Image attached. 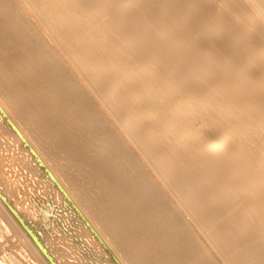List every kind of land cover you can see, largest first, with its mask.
<instances>
[{
  "label": "bare ground",
  "instance_id": "1",
  "mask_svg": "<svg viewBox=\"0 0 264 264\" xmlns=\"http://www.w3.org/2000/svg\"><path fill=\"white\" fill-rule=\"evenodd\" d=\"M16 1L0 0L1 40L15 51L21 45L23 62L51 80L54 114L65 91L85 124L99 126L104 156L114 158L82 151L45 117L50 133L29 126L0 95V264H128L126 257L131 264H192L204 258L195 238H206L228 264H264V0ZM25 15L36 17L29 28L21 25ZM232 22L244 34L241 45L250 43L243 52L228 30L223 36ZM201 30L232 58L246 56L249 68L238 74L197 46ZM70 33L101 60L79 61ZM38 35L48 51L34 42ZM4 67L8 93L19 90L16 73ZM16 67L26 80L29 69ZM210 119L218 128L204 140L200 130ZM48 137L96 171L109 199L97 202L99 192L93 197L86 187L92 181L82 180L78 195L66 156L46 145ZM97 203L112 206L102 225L114 228L124 249L90 213Z\"/></svg>",
  "mask_w": 264,
  "mask_h": 264
},
{
  "label": "rangeland",
  "instance_id": "2",
  "mask_svg": "<svg viewBox=\"0 0 264 264\" xmlns=\"http://www.w3.org/2000/svg\"><path fill=\"white\" fill-rule=\"evenodd\" d=\"M199 2H200V0H199ZM204 2L206 3V5L212 4L208 0H201L200 5H201V3H202V5H205ZM207 2H209V3H207ZM229 2H232L231 4L233 5V1H229ZM220 4H221L220 7L223 9L222 14H224L227 19H229V17L231 16L230 19L234 18L235 22H238L239 17L236 16L235 14L234 15L232 14L234 12L232 10V7L230 6L231 8L230 7L225 8V5L223 3H220ZM214 8L215 7H213V10L210 9V10H212L211 12L214 11ZM207 10H208V8H207ZM1 12H2V9H0V16H1ZM19 13H16V14H19ZM224 15L219 17L220 15L217 14V17L220 19L222 18V20H223L225 18ZM232 15L234 17H232ZM25 16L29 20L23 18L21 25L23 27L29 28L31 25L30 23H32L33 22L32 20H35L36 17L31 16V18H30L28 15H25ZM239 22H238V24H240ZM233 23L234 22H232L231 25H229V26L231 28L232 27L234 28V29H232L234 34L230 30L231 28L227 27L228 29L225 28V30H222L223 36L228 35L227 37L230 39H231V37H233L232 40L236 43L237 47H238V43H237V40H238V42L240 43V45H239L240 48L238 47V50L242 48L241 52H243L244 51L243 48H245V46L247 45V43H243L245 45V46H243V45H241V42H240V41L244 40V37L243 38L241 37V36H244V34L242 35V33H235V31H236L235 26L237 23H235L234 26H233ZM194 30L196 31L197 29H194ZM194 30H192V31H194ZM227 30L229 33L227 32ZM65 32H66V30H65ZM254 32H255L254 34L258 33V31H256V30ZM30 33H33V31H31ZM224 34H227V35H224ZM236 34L237 35L239 34L238 36H240L241 40L239 39V37H236ZM204 35H205L204 31L201 30L200 34H199V39L197 40L196 45L202 49L204 48V49L208 50V52H210L211 56L216 58V61H221L220 63L223 62L225 67L234 68L235 72L238 74H241L240 71H241V69L244 68L245 64L249 68V66H248L249 62H247L249 60L246 58V56L234 59L231 57L230 54L227 53L226 50L218 49L213 44L208 43L209 41L207 42L206 39H208V38H209V40H212V41L215 40L212 37V35L211 36H204ZM69 36L74 41L75 46L77 45L75 47L77 50L76 58L79 61H84L85 63L93 64L94 62L96 63L99 60H101L100 56L96 53V51L93 48L88 46L86 41L82 40V42H81V41L77 40L76 39L77 36L73 33H70ZM213 36L216 38L218 35H213ZM211 38H213L214 40ZM216 41H217V39H216ZM34 42H37L36 44H39L43 49H46V51L49 50V46L46 44V40L44 39L43 36H41V35L36 36L34 38ZM249 44L250 43H248L246 48L249 47ZM251 44L252 45H250V48H251V46H254L253 48H255V45L253 43H251ZM0 49L4 50L6 53V55L5 54L0 55V57L4 56V59L0 60V63L4 66L6 65V67H4V68L9 73H11V76H12L13 72L16 73L15 74L16 76H14V78H13V82H14V86L19 89V90L11 91L8 93V91L10 90V86H8L7 83H5L2 80V78L0 77V95L2 97H4L5 101L9 102V104L12 108L14 107L16 109L15 112L18 113L17 114L18 117H20L22 120H24L23 118L25 117L27 124L29 126H33V127L37 128L38 130L43 129L47 132H49V131H48V128L46 125V121L50 124L58 123V127L61 130H63V132L66 136L68 135L70 138H73V144L76 147L82 148V151H84L86 149L87 152L94 154L96 157H102V158H106V159H107V157H108V159L114 158L111 154H109L106 157L104 156L103 153L105 152V150H103L104 149L103 147H106V144L104 143L106 141H102V139H101V136L99 133V130H100L99 126L95 125V124H91V123L89 125L85 124L86 120L84 119L83 112H80L78 110V108L75 105V102L73 100V97L71 95H68L65 91H62L60 94H58L59 107L55 108V111H58V113H60L61 115L57 116L58 113H57V115L54 114V112H53L54 100H53L51 80H50V83L47 84V78L41 74V71H39V69L36 71H33L34 64L32 63V61L23 62L24 61V58H23L24 49L21 45H19L18 49L15 51L14 47H11L10 45L7 46L6 40H1V37H0ZM18 61H20V62H18ZM16 65H18V66L23 65V68L29 69V72H27L29 74V76L26 80H23V78L20 79L17 77L18 76L17 71H19V68L16 67ZM246 66H245V68H246ZM251 72L252 73L254 72L253 69H251V68L248 69L247 74H251V75H249L250 77L254 74V73L252 74ZM242 78L249 80L248 79L249 77L246 78L245 76H242ZM258 80H261V79L256 78L255 80H249V81H257L258 82ZM258 83H259V85L263 86V84H260V82H258ZM213 85H214V87H217L218 91L223 89L222 86H220L219 84H216L214 82H213ZM21 89H29L28 95L21 97L20 96L21 92H19V91H21ZM47 91L50 92V94H48ZM46 94H48V96ZM45 98L49 99L51 102H40V100H45ZM49 106H51V107H49ZM65 108H66V111H63V110H65ZM42 109H43L44 113H41ZM39 112L41 113V115L38 114ZM44 117L46 118V121L43 120ZM28 119H30V120H28ZM213 122H214V120L210 119V124L208 126L201 128L200 136L202 137V139L206 140L215 133V131L218 127L216 124H213ZM85 125H87V128H85ZM172 125H173L172 130L177 127V126H175V124H172ZM55 126H56V124H55ZM39 131H42V130H39ZM47 140H48V144H46L47 146L54 147L56 150H58L59 152L61 151L63 153V155L66 156L67 159L64 160V162L62 161V163H64L66 165V166H64L66 176L70 179V184L71 185L74 184V187L81 191V192H78V195L81 198H82V180H83V181H87V182H89V181L93 182V183H90L89 185H86V187L91 188V194L93 197H95V194H94L95 191L99 192L100 197L98 196V200H97L98 203L101 200H104V198L109 199L105 196L106 193L101 189V183H97L95 181L94 175L96 174V171L87 162L83 161L81 159V157L78 155H76L74 157H71V156L69 157L67 155L68 153L66 151L69 152L70 150L63 141H59L61 139L57 140L56 137L55 138L48 137ZM245 141H247V140H245ZM247 144L248 143L245 142V145H247ZM107 162H109V161L107 160ZM248 163H251V161H249ZM247 166H249L251 168V164L247 165ZM96 183H97L98 187L94 186V184H96ZM79 185H81V187ZM98 203L95 205V207L93 209H91V208L89 209L90 213L92 214V216H94L96 221L100 222L101 228H103L106 231V233L108 234V237L111 238V240H113L115 235L113 233H111L110 231L113 230L114 228L113 227L111 228V226H109L108 224H107V227L102 225V224H104V221L102 220V218H104L108 223L110 222V219H108L105 216H108L107 213H109V215L111 216L112 206H109V207L104 209L105 204L101 205ZM232 219L233 218H231L229 220H232ZM231 222L234 223L235 221L233 220ZM230 228L231 229H237L235 226H232L231 223H230ZM198 239L195 238L196 247H198L199 251L204 254V258L202 260H199V261L192 263V264H210V262H212V264H228L227 261L224 259V257H222L220 255L219 251L217 249H215V247L213 246V244L211 242H209L206 238H200L199 240L201 242ZM113 241L115 242V247L118 248L117 249L118 251L123 248V246H121L122 248L119 247L120 245L115 240H113ZM127 250L128 249H125V251H127ZM197 259H198V257H197ZM125 260L127 261L128 264H131L130 260L127 257L125 258ZM131 260H134V259L132 258Z\"/></svg>",
  "mask_w": 264,
  "mask_h": 264
}]
</instances>
